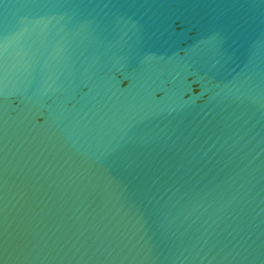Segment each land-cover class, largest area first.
I'll return each instance as SVG.
<instances>
[{
	"label": "water",
	"instance_id": "water-1",
	"mask_svg": "<svg viewBox=\"0 0 264 264\" xmlns=\"http://www.w3.org/2000/svg\"><path fill=\"white\" fill-rule=\"evenodd\" d=\"M0 264H264V0H0Z\"/></svg>",
	"mask_w": 264,
	"mask_h": 264
}]
</instances>
